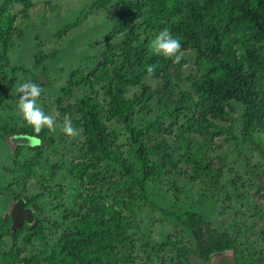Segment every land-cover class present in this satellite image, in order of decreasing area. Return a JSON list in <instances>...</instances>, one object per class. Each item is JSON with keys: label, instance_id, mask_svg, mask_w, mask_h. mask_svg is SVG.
<instances>
[{"label": "trees", "instance_id": "obj_1", "mask_svg": "<svg viewBox=\"0 0 264 264\" xmlns=\"http://www.w3.org/2000/svg\"><path fill=\"white\" fill-rule=\"evenodd\" d=\"M111 1L94 0L91 5L100 8ZM12 2L23 6L24 16L33 4L31 0L0 2V104L4 99L2 88L11 80L4 68L8 65L12 36L17 31L16 36L23 37L13 25L16 16L8 8ZM125 2L120 13L124 18L123 24L116 25L108 34L110 38L122 31L123 37L117 43L107 39V50L101 54L95 67L89 73L81 74L79 80L92 88L96 83H102L107 103L102 104L95 92L67 104L63 109L76 110L77 116L71 122L82 128L85 135V144L80 148L83 159L74 164L71 174L84 184L85 178L90 181L95 178L90 169L99 168L103 161L108 160L120 166L129 184L116 185V181L104 175L96 180L94 186L86 182L89 189L85 188L86 192L79 194L83 203L77 210L63 212L59 225L61 231L54 243L46 242L43 219L36 216L40 208L35 198L24 197L35 209V220L31 225L25 222L20 229L11 231L8 213L0 217V237L7 235L13 239L11 250L0 252V260L6 264H17V261L24 264H142V260L137 262L132 257L135 241L129 235L132 220L124 211L126 207L130 209L124 196L129 197L130 203L137 198L147 200L148 181L155 180L162 173L164 153L160 148L164 139L162 133L166 129L163 123L165 117L172 118L171 123H176L183 114L184 125L178 127L182 137L180 144L187 155H195L194 166L207 170L210 165L203 161L202 147H199V152L195 151V143L186 132L195 133L202 137L203 144L208 143L212 136L217 135L214 132L219 127L217 121L226 120L230 111L234 110L232 102L241 103L244 106L241 135L262 158L258 162L247 160L246 174L255 187V195L264 200V145L253 138L255 127L264 132V0ZM139 19L143 33L128 30ZM164 28L180 37L183 52L188 49L196 52L198 73L190 78V90H182L177 84L182 79L181 69L187 63L185 57L174 64L171 59L149 51L150 41ZM238 45L242 48L240 54ZM116 48L119 50L115 51ZM48 57V54L38 52L34 58L35 65H40ZM149 64L155 66L151 76L145 71ZM73 77L75 79L76 76L69 81ZM144 77L155 78L156 85L150 86L143 80ZM134 86H138L139 90L128 98L125 94L129 87ZM154 97L156 106L152 108L149 101ZM142 109H146L145 117L134 124L136 113ZM111 119L121 122L128 133L127 156L119 151L115 131L107 127L106 121ZM22 129V133L35 136L40 141L37 146L15 143L16 153L24 144L35 151L31 158L18 164L26 176H31L42 161V138L30 126ZM46 141L51 145L55 140L49 135ZM153 154H157L156 160L152 158ZM53 169L56 168L51 166L50 171ZM104 186L113 191L111 202L100 201L97 196L101 194V189L97 187ZM49 193L52 194V191ZM184 215V218L176 217L190 229L195 247L178 248L183 264H192V254L208 262L213 254L237 250L231 234L217 232L199 211L186 210ZM54 225L57 224L53 221ZM23 233L25 244L41 240L43 247L29 258L19 260L21 250L17 246ZM253 262L261 264V259Z\"/></svg>", "mask_w": 264, "mask_h": 264}, {"label": "rangeland", "instance_id": "obj_2", "mask_svg": "<svg viewBox=\"0 0 264 264\" xmlns=\"http://www.w3.org/2000/svg\"><path fill=\"white\" fill-rule=\"evenodd\" d=\"M31 1L33 4L27 9V16L22 14L20 3L12 2L8 6L16 16L13 25L23 37H17V31L13 34L8 65L4 68L11 80L2 88L4 99L0 104V217L8 213L18 196L35 198L40 208L36 216L43 219L46 242L54 243L61 231L59 225L63 212L77 210L83 203L79 194L86 192L85 188L89 189L86 182L94 186L96 180L104 175L116 181V185L129 184L120 166L108 160L103 161L99 168H91L95 178L91 181L85 178V183L81 184L70 170L83 159L80 148L85 144V135L82 128L75 125L80 132L77 137H69L61 131L65 117L71 120L77 116L76 110L63 109L67 104L95 92L102 104L107 103L102 83H96L92 88L79 80L81 74H87L95 67L101 54L107 50V39L117 43L123 37L122 31L110 38L108 34L116 25L123 24L124 18L120 13L126 2L112 0L104 7L95 8L91 5L94 0ZM130 29L142 34L141 19L134 21ZM237 49L240 54V45ZM1 50L0 44V54ZM40 51L49 57L36 66L34 58ZM184 57L187 63L181 69L182 79L177 84L182 90H190V78L198 73L195 50H186ZM74 75L75 79L73 77L69 81ZM143 80L152 87L156 85L155 78L144 77ZM25 81L34 82L43 89L38 103L46 113L60 114L55 133L47 129L39 133L42 161L31 176H26L18 164L31 158L35 151L24 144L16 153V142L10 138L22 133V128L27 126L17 110L18 94H15V85ZM138 90V86L129 87L125 95L131 98ZM149 104L154 108L156 98H152ZM232 105L234 110L226 120L217 121L219 127L214 131L217 135L212 136L208 143L203 144L202 137L186 132L195 143V151L199 152V147H202L203 161L210 165L207 170L194 166L195 155H187L180 144L182 137L178 127L184 125L183 114L176 123H171L173 119L169 117L163 119L166 129L162 133L164 139L160 148L164 153L162 173L155 180L148 181L147 200L137 198L130 203L129 197L124 196L130 207L124 211L132 220L129 235L135 241L132 257L137 262L183 264L178 248H194L195 241L190 229L176 215L184 218L186 210H196L211 222L217 232L231 234L237 245L236 251H226L231 257L242 263L259 258L264 264V200L255 195V187L246 174L247 160L258 162L262 158L241 135L244 106L236 101ZM145 112L146 109L138 111L133 123L144 118ZM106 124L116 133L119 151L127 156L129 144L125 127L116 119L107 120ZM49 135L55 140L51 145L46 141ZM253 138L264 145L261 128L253 129ZM152 158L156 160L157 154ZM51 166L56 169L50 171ZM97 188L101 189V194L97 195L100 201L111 202L113 191L105 186ZM53 221L57 224L54 227ZM19 238V260L29 258L43 247L41 240L25 244L24 233ZM12 244V237H0V252H9ZM0 264L6 263L0 260ZM17 264L24 263L17 261Z\"/></svg>", "mask_w": 264, "mask_h": 264}, {"label": "clouds", "instance_id": "obj_3", "mask_svg": "<svg viewBox=\"0 0 264 264\" xmlns=\"http://www.w3.org/2000/svg\"><path fill=\"white\" fill-rule=\"evenodd\" d=\"M149 51L154 55H162L172 60L174 64L180 63L184 58L182 43L179 36H174L168 28L161 29L156 33L149 43ZM148 76L154 74L155 66L147 65L145 68ZM43 89L34 82H22L15 85V94L17 98V110L27 126L33 128L34 132L39 134L47 129L50 133L57 131V120L60 114L46 113L39 105L38 101ZM61 131L69 137H77L80 132L75 128L70 119L65 117L62 122ZM39 140L33 138V146L39 144Z\"/></svg>", "mask_w": 264, "mask_h": 264}, {"label": "water", "instance_id": "obj_4", "mask_svg": "<svg viewBox=\"0 0 264 264\" xmlns=\"http://www.w3.org/2000/svg\"><path fill=\"white\" fill-rule=\"evenodd\" d=\"M10 138L11 140H14L16 143H30V144H32L31 141L33 138L38 139L37 137L26 134V133L18 134ZM25 202L26 200L24 197H19L15 199V201L12 202L10 205L8 215L11 219V222H10L11 231L20 229L24 222H26L28 225H31L35 220L34 207L25 206ZM191 263L192 264H210L206 262L204 259H202L201 257H199L197 254L191 255ZM216 264H237V262L234 259H228V258L223 257L221 260H218ZM241 264H259V263L258 262H244Z\"/></svg>", "mask_w": 264, "mask_h": 264}, {"label": "flooded vegetation", "instance_id": "obj_5", "mask_svg": "<svg viewBox=\"0 0 264 264\" xmlns=\"http://www.w3.org/2000/svg\"><path fill=\"white\" fill-rule=\"evenodd\" d=\"M23 134V133H21ZM25 134V133H24ZM15 201V200H14ZM25 206H32V204L25 202ZM25 223V222H24ZM223 257L228 259H234L237 262V259L235 257H231L230 254L225 252L216 253L215 256L211 257L208 263L210 264H216L218 260H221ZM242 262H237V264H241ZM244 263V262H243Z\"/></svg>", "mask_w": 264, "mask_h": 264}]
</instances>
